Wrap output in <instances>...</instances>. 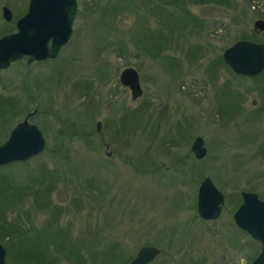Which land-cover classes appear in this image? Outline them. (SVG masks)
Returning a JSON list of instances; mask_svg holds the SVG:
<instances>
[{
  "label": "rangeland",
  "instance_id": "obj_1",
  "mask_svg": "<svg viewBox=\"0 0 264 264\" xmlns=\"http://www.w3.org/2000/svg\"><path fill=\"white\" fill-rule=\"evenodd\" d=\"M79 1L55 61L0 73V145L34 112L45 139L0 168L6 264H126L142 246L159 250L151 264L252 262L259 245L232 215L243 192L264 201V72L237 77L221 57L264 43V0ZM127 68L136 101L118 82ZM205 178L224 195L213 222L197 214Z\"/></svg>",
  "mask_w": 264,
  "mask_h": 264
},
{
  "label": "water",
  "instance_id": "obj_2",
  "mask_svg": "<svg viewBox=\"0 0 264 264\" xmlns=\"http://www.w3.org/2000/svg\"><path fill=\"white\" fill-rule=\"evenodd\" d=\"M76 7L75 0H33L30 12L20 22V33L0 40V70L8 68L11 62L23 57H27V66L33 62L55 59L71 37ZM33 18L34 24L31 22ZM253 31L256 34L264 32V21H256ZM222 58L235 75L253 78L264 71V44L238 41L223 52ZM119 82L129 90L132 101L142 96L139 75L135 69L123 70ZM33 114L35 112L17 124L6 142L0 145V167L27 162L44 151L45 139L41 131L37 126L28 123V118ZM100 130L101 123H97L96 131L100 133ZM193 141L189 151L197 161L202 160L206 155L203 140L197 137ZM223 200V194L209 178H205L200 183L197 195L199 217L206 221L215 220L221 213ZM233 219L239 229L261 243L262 253L253 264H264V201L256 194L243 192L242 204L234 213ZM7 253L0 244V264H6ZM159 254V250L153 246H142L128 264H150Z\"/></svg>",
  "mask_w": 264,
  "mask_h": 264
},
{
  "label": "flooded vegetation",
  "instance_id": "obj_3",
  "mask_svg": "<svg viewBox=\"0 0 264 264\" xmlns=\"http://www.w3.org/2000/svg\"><path fill=\"white\" fill-rule=\"evenodd\" d=\"M32 1L33 0H0V40H2L4 38H10V37L17 36L20 33V22L30 12ZM94 1H97V0H94ZM75 2H76L77 7H76V13H75L73 26H74V23H75V20H76L78 14H79L80 4H81L79 0H75ZM253 2H254V0L252 2L245 1V3H248V4H251ZM31 22L34 24L35 18H33ZM72 33H73V30H72ZM72 33H71L70 39L72 38V35H73ZM263 33L264 32H262L261 34H263ZM70 39H69V41H70ZM69 41L67 42L66 45H64L59 50L55 59H52V60L48 59V60H44V61H40V62H33L32 64L43 63V62H48V61L49 62L55 61L58 58L59 54H61L62 50L68 45ZM50 45H51V42H49L48 46L50 47ZM23 60H25V63H26L27 57H23L22 60H16L14 62H11L9 64L8 68H6L4 70H0V73H3L5 71L9 70L10 67L20 63V61H23ZM31 65L26 66V67H30ZM213 221H215V220H213ZM234 226H235V224H234ZM236 229L238 231H240L237 227H236ZM254 242H256V241H254ZM256 243H258V245H259V252L255 255L254 260L252 262H251V260H248L247 264H252L254 261H256V259L259 257V255L261 253V245L259 242H256ZM242 264H244V261H242Z\"/></svg>",
  "mask_w": 264,
  "mask_h": 264
},
{
  "label": "trees",
  "instance_id": "obj_4",
  "mask_svg": "<svg viewBox=\"0 0 264 264\" xmlns=\"http://www.w3.org/2000/svg\"><path fill=\"white\" fill-rule=\"evenodd\" d=\"M0 215H2V214H0ZM1 218H2V216H1ZM2 231L4 232L3 234H6V235H7L6 237L8 238V237H9V234H8L6 231H4V230H2ZM29 254H30V253H29ZM29 254H27V255H29ZM31 256H32V255H30V256H28V257H31ZM33 257H37L36 254L33 253V256H32L30 259H32ZM30 259H29V260H30Z\"/></svg>",
  "mask_w": 264,
  "mask_h": 264
}]
</instances>
